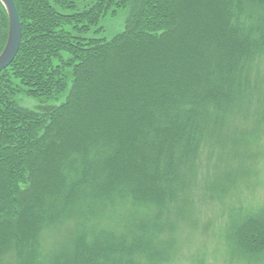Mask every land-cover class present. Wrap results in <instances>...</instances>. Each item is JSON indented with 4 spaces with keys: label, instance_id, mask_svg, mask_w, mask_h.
I'll use <instances>...</instances> for the list:
<instances>
[{
    "label": "trees",
    "instance_id": "trees-1",
    "mask_svg": "<svg viewBox=\"0 0 264 264\" xmlns=\"http://www.w3.org/2000/svg\"><path fill=\"white\" fill-rule=\"evenodd\" d=\"M15 2L22 43L0 72V261L160 264L163 211L186 200L201 153L245 140L230 127L260 88L247 7L264 0ZM121 11L123 28L101 36ZM8 36L0 1V54ZM239 245L264 251V221Z\"/></svg>",
    "mask_w": 264,
    "mask_h": 264
},
{
    "label": "rangeland",
    "instance_id": "rangeland-1",
    "mask_svg": "<svg viewBox=\"0 0 264 264\" xmlns=\"http://www.w3.org/2000/svg\"><path fill=\"white\" fill-rule=\"evenodd\" d=\"M247 8L249 23L261 31L251 68L252 82L255 85L258 81L260 88L248 92L246 104L250 110L232 120L230 127L244 134L245 140L239 143V152L234 144L227 143L211 153H201L200 168L189 173L186 200L180 197L170 207V213L163 211L161 237L168 240V252L160 264H264V251L251 252L239 245L240 232L252 218L264 221V118L257 114L258 108L264 110V9L254 5ZM125 16V11L108 16L101 36L111 38L119 32ZM21 103L38 111L54 105L34 97H23ZM225 174L229 175L222 176ZM210 182L219 185L212 190ZM154 240L158 242L159 237ZM55 241L56 233L51 230L44 243L45 252L52 249ZM0 263L18 264L12 255Z\"/></svg>",
    "mask_w": 264,
    "mask_h": 264
},
{
    "label": "water",
    "instance_id": "water-1",
    "mask_svg": "<svg viewBox=\"0 0 264 264\" xmlns=\"http://www.w3.org/2000/svg\"><path fill=\"white\" fill-rule=\"evenodd\" d=\"M9 15V36L7 44L0 54V72L8 68L15 60L22 43L23 31L21 18L15 0H0Z\"/></svg>",
    "mask_w": 264,
    "mask_h": 264
}]
</instances>
